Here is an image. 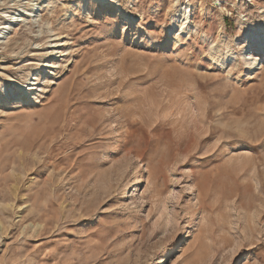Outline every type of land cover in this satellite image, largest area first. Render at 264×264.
Returning <instances> with one entry per match:
<instances>
[{
  "label": "rangeland",
  "instance_id": "obj_1",
  "mask_svg": "<svg viewBox=\"0 0 264 264\" xmlns=\"http://www.w3.org/2000/svg\"><path fill=\"white\" fill-rule=\"evenodd\" d=\"M0 26V264H264V0H0Z\"/></svg>",
  "mask_w": 264,
  "mask_h": 264
},
{
  "label": "bare ground",
  "instance_id": "obj_2",
  "mask_svg": "<svg viewBox=\"0 0 264 264\" xmlns=\"http://www.w3.org/2000/svg\"><path fill=\"white\" fill-rule=\"evenodd\" d=\"M99 1H104V0H99ZM49 5V4H48ZM14 15H16V13L14 14ZM9 17V14H6V18H8ZM30 17H31V19H30V22H33V21H35V20H37V11H34V12H32L31 13V15H30ZM11 19V21L13 20V19H15V18H10ZM38 21V20H37ZM41 21V20H40ZM9 22V21H8ZM7 22V23H8ZM6 23V24H7ZM5 25V24H4ZM6 29H9L8 27H3V26H0V39H4V36L7 34V30ZM257 39V38H256ZM263 42H264V36L262 37V39H261V43L260 44H258L257 45V47H258V49H256V50H251V51H248V52H246L245 54H244V60L246 61V62H249V60H252L255 56V53L257 52H260L261 50L259 49V48H261L262 47V45L264 46V44H263ZM52 45V44H51ZM51 45H48V47H46L47 49L48 48H53ZM55 47H54V49H60V48H62L64 45H61V43H57L56 45H54ZM59 53V52H58ZM57 53V54H58ZM56 58H58V57H56ZM56 58H54V59H56ZM47 66H51V68L52 69H50V71H49V73H48V76H54L56 73H55V69H56V67H54V64L52 63V61H48L47 62ZM30 66V65H29ZM46 66V62H44V63H42V66L40 67V69H42V68H46L47 67ZM254 66H256V65H252V67H254ZM48 68V67H47ZM46 68V69H47ZM36 80H39V79H31L29 82H31V81H36ZM30 86H35V84H28L27 86H23V85H20V88H19V90H20V92H23V95L24 96H22V98H20L19 100H18V102H17V104H23L24 102H26V99H27V96L28 95H30V96H32V98L33 99H36L37 98V96H36V93H29L30 91H31V89L29 90L28 88L30 87ZM29 90V92L28 93H25L24 92V90ZM35 90V89H34ZM35 91H37V89L35 90ZM41 91V90H40ZM141 178H142V176H141V174H139L138 175V177H137V179H136V184L134 185V187L135 186H138V185H140V182H141ZM170 252V251H169ZM169 252H167L166 254H165V256L163 257V259H162V262H160V264H163V262H164V259H165V257H167L168 255H169Z\"/></svg>",
  "mask_w": 264,
  "mask_h": 264
}]
</instances>
